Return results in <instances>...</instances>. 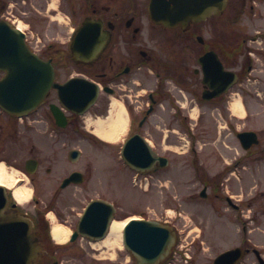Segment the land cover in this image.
<instances>
[{"label": "flooded vegetation", "instance_id": "flooded-vegetation-1", "mask_svg": "<svg viewBox=\"0 0 264 264\" xmlns=\"http://www.w3.org/2000/svg\"><path fill=\"white\" fill-rule=\"evenodd\" d=\"M49 1L31 0L32 7L37 4V7L34 8L35 17L31 22L32 24L35 22L33 28L35 27L39 31L44 26L46 20L44 18L50 16L42 12V7L45 10ZM149 1L57 0L58 5L53 9L54 14L60 12L59 8L69 14V23L74 27H79L84 21L91 20L101 28V35L108 33L109 41L105 47L101 48L95 59L87 63H75L74 66L80 70L77 73L78 76L86 77L99 84L100 93L95 109L99 116L109 117L113 101H117V105L123 107L122 115L127 117L130 126L127 136L131 132H137L143 128L154 107L158 105L162 93L164 96L167 95L164 93L167 71L174 70L176 83L185 91L184 99L186 101L190 99L191 103H195V105H197V100L206 102L203 97H207L209 93L219 92L225 88L223 82H213L208 79L207 81L212 82L214 86V89L209 90L208 85L204 84L203 67L199 64L201 56L211 50L215 51L212 44L215 41L212 38L200 41V34L204 31L198 24L190 25L186 30H182L180 28L168 29L162 25L151 23L147 13ZM246 1L242 0L244 5ZM60 2L61 5H59ZM13 8L23 14L25 1L0 0V18L9 14ZM47 11H49L48 8ZM205 30L209 35L211 27L206 26ZM43 31L45 43H42L40 39L37 42V44L42 43L39 55L43 60L51 62L57 77L59 70L65 69L69 63L68 58L70 57L71 60L73 58L71 55L68 57L65 50L56 48V46L64 43H69L70 46L72 36H66V40H61V37L64 36L62 31L54 29L56 37L46 39L48 34ZM218 43L220 48L216 54L221 62L223 72H226L232 69L227 64L226 38L223 43ZM233 64L238 66V61L235 60ZM151 78L154 79L155 87L150 89L147 96H144L142 103L139 99H134L135 92L139 93L140 90L135 84L137 86L149 84ZM66 79L57 82L62 83ZM163 90L164 92H162ZM226 99L227 92L213 100H217L222 105ZM53 101L55 103L57 101L55 89H51L45 102L39 106L34 119L18 120L6 117L4 122H0V162L4 160L6 165L23 175L17 179V183H28L31 186V198L27 206L18 204L13 198V189L6 187L9 203L6 205L5 211H12L15 215L26 214L33 222V231L41 230L44 237L49 239L52 223L49 218L50 214H53L57 221L64 223V227L69 228L71 235L76 232L79 218L91 201H106L115 208L113 217H110L106 206H100V216L90 222L94 218L92 216L86 222L88 223V227H86L89 230H86L85 233L90 236L98 234L105 226H107L105 232L109 233L111 225L117 221L120 215L118 203L122 201L114 198V192L110 188L116 173L110 167H92L83 156L81 147L83 144L89 143L97 152H102L104 151L102 149L108 146L81 125L83 121L80 122L82 118L80 116L66 112L63 121H56L50 112V105ZM202 104L208 105V103ZM149 109H152L150 113H148ZM59 124L64 125L59 126ZM103 129L110 131L108 125H105ZM72 149L80 151L76 163L71 162L69 157ZM166 169L167 167L158 169L154 173L157 175L158 172ZM126 170L132 172L128 167ZM129 172L126 176L128 182L132 177ZM74 173H79V175L73 176L71 179ZM166 173L167 171L162 174ZM163 175V182H160L162 190L159 197L155 199L159 207H166L168 202L167 179ZM123 176L125 175L123 174ZM66 180L71 182L64 185ZM77 180H82V183H74ZM205 181H202L203 188L207 189V181ZM212 192H214L213 189ZM216 195L219 194L215 193ZM43 235L41 234V237ZM77 239L81 240L82 238L79 235ZM241 247L244 250H249L248 254L254 255L256 264H259L258 252L255 248ZM62 249L64 248L60 246L48 247L44 253L48 257ZM76 249L80 252L78 255L84 254L83 246ZM52 264H59V262L54 261Z\"/></svg>", "mask_w": 264, "mask_h": 264}, {"label": "rangeland", "instance_id": "rangeland-1", "mask_svg": "<svg viewBox=\"0 0 264 264\" xmlns=\"http://www.w3.org/2000/svg\"><path fill=\"white\" fill-rule=\"evenodd\" d=\"M24 1L25 9L22 10L24 13L21 14L13 8L14 17H11V23L14 22L15 25H19L28 33V39L32 47L38 50L41 48L42 43H45L43 30L47 32L48 37L46 39H48L49 37H56L54 29H59L64 35L61 40H66L70 15L62 11V8L58 9L59 13H53V9L58 5L57 0L49 1L47 6L49 11H47V8L44 10L42 7V12L50 16L44 18L47 21L45 20L40 31L35 27L33 28L35 22L33 24L31 22L35 17L36 11L34 8L37 7V4L32 7L30 5L31 0ZM230 2L232 6H228L223 18H211L204 25L220 24V29L224 30L223 24L227 23L226 41L232 42L233 45L239 41L236 39L235 34L247 36V42H242V57H239L238 60L239 62L247 61L249 56L254 70L246 75V78H243L242 84L236 85L232 90L245 96L249 101L248 105L253 106L258 100L256 93L264 92V0H247L243 6L241 0H230ZM250 2L255 3L252 14H249L248 10ZM59 5H61V2ZM258 32H260L259 35ZM232 34L234 36H231ZM37 35L42 41V43L39 42L38 46L34 42ZM212 35L217 37L219 35L218 29L214 30ZM254 35L257 39L249 40ZM201 36L206 38L204 34H201ZM217 38L219 40L222 37ZM55 42L57 43V41ZM56 48L67 50L65 44H60ZM75 72H77V68L69 63L66 69L59 71L58 78L64 79L69 75H74ZM149 84L135 85L140 90L139 93L135 92L136 97L134 99H139L142 103L148 89L153 87L152 83ZM171 85L167 84V89H172ZM231 99L230 96L227 97L228 103ZM241 99L243 100V97ZM171 100L173 98L154 108L140 133L150 141L154 150L168 157L173 165L159 172L158 175L152 176L147 193L130 184H122L124 181L121 179L119 182L116 180L111 182L110 188L114 192L115 199L118 198V195L121 198V194L124 197V193H129V190L127 191L129 186L132 187L133 192H136V198L134 199L132 196L135 202L128 198L125 199L126 201L122 199L119 202L120 215L117 219L118 222H121L124 218L132 217L168 221L178 234V248L175 253L171 254L172 256L168 260L169 264H212L218 254L240 245L255 248L264 260V156L257 158L255 162L256 153L258 155L262 153L261 146L253 148L251 155H246L242 160L238 159V164L241 162V165L237 164L235 166L233 164L229 169L224 168L222 166L223 162L231 163L237 156L236 153H241L235 147V136L228 137V129L226 137L223 139V145L219 143V137L215 138V126L222 131V127L225 126L224 121L216 113L212 117L209 115L210 110H203L208 113H205V118L209 120L205 124L207 129H203L204 132L200 134L196 131L191 133L190 122L192 123V120L188 117V114L195 118L198 114L196 106L195 109L190 110L191 105L193 107L194 104L187 105L184 101L182 104H186L189 109H179L177 107L179 113H175L177 105L171 103ZM221 108V112H223L224 107ZM115 113L118 117L122 111L117 109ZM251 113L255 115L257 122L255 119L250 118L247 123L242 124ZM95 115H97L95 110L87 112L82 118L83 122L80 121L81 125L90 128L96 126V122L105 119L101 117L100 120H97ZM122 117L121 115V119ZM229 117H231L230 113ZM238 117L240 119H234L237 124L227 119V127L229 126L233 131H236V128L242 130L244 127L248 130H256L260 125L259 129L264 130V102L255 104L252 112L244 107L243 114ZM30 118H33V115ZM5 120L6 117L0 113V122L2 123ZM126 130L127 128L124 126L120 139H124ZM259 140L262 141L260 137ZM120 142L118 140L117 143L104 147L102 152H97L88 143L83 144L81 147L86 161L92 162L96 167L107 166L109 163L118 167L121 164L116 163V152L119 149ZM201 146H203L202 150L204 151L202 155L195 154L196 148ZM214 146L221 152L222 158L218 152L213 150ZM110 156L113 163L109 162L111 160ZM242 165L245 166L244 169ZM231 169L235 174H230ZM5 171L7 182L13 180L14 184L18 178L23 176L15 169L10 168L9 165H5ZM166 171L167 173L163 175L162 173ZM162 175L167 179L168 202L166 207H159L155 200L162 190L160 189V182H163ZM225 177H227V186L223 180ZM204 180L209 183L206 198L199 195ZM17 184H20V182ZM215 185L217 186L216 193L219 194L216 196L212 192ZM30 187L28 183L20 184V188H23L25 194L28 195L31 193ZM226 196L231 198L233 205L237 208L228 205ZM24 206H26V203H24ZM58 224L60 223L55 220L53 227ZM80 246L86 249V252L82 255H78L80 252L76 249ZM56 257L59 264H129L131 262L129 253L123 247L120 235L110 236L108 242H100L99 246L96 247L93 246V243L86 244L79 241L70 248L65 247V249L60 250L56 253ZM240 264H256V259L254 255L248 254L241 260Z\"/></svg>", "mask_w": 264, "mask_h": 264}, {"label": "water", "instance_id": "water-1", "mask_svg": "<svg viewBox=\"0 0 264 264\" xmlns=\"http://www.w3.org/2000/svg\"><path fill=\"white\" fill-rule=\"evenodd\" d=\"M226 1L151 0L149 15L152 21L167 27H185L190 22H199L222 12ZM24 39L25 35L19 29L0 20V71L5 72L0 80V107L16 116L25 115L45 98L53 86L58 89L60 102L72 112L82 114L88 110L97 99L98 86L81 78L70 79L63 85L53 83L51 64L33 54ZM99 42L96 25L85 23L75 34L72 45L74 57L77 60L94 57ZM207 56L216 58L212 52ZM218 71L213 75L218 77ZM226 75L228 87L236 76L231 72ZM52 111L56 119L62 118L58 108L52 107ZM238 139L244 149L258 143L256 134L252 132L240 133ZM123 158L128 165L139 170L150 167L155 161H161V166L166 162L164 158L157 157L139 135L127 140ZM8 203L6 192L0 186V264H39L43 253L39 234L34 233L33 224L27 216L5 211ZM94 215L98 217L99 213L94 211ZM86 219L87 214L82 218L80 227ZM173 242L172 229L153 221L132 220L123 230V244L138 264H156L168 254ZM243 254L241 248L229 250L219 255L214 264H235Z\"/></svg>", "mask_w": 264, "mask_h": 264}, {"label": "bare ground", "instance_id": "bare-ground-1", "mask_svg": "<svg viewBox=\"0 0 264 264\" xmlns=\"http://www.w3.org/2000/svg\"><path fill=\"white\" fill-rule=\"evenodd\" d=\"M230 108L232 112L236 115H242L243 114V107L241 105V102L237 98H233L230 101ZM121 120L118 117V119H109L108 121V127L110 131L104 130L103 127L106 125L105 123L98 121L96 122V126H94V133L99 136L101 139L107 141L108 143H117V141L120 139L121 131H123V128L121 126ZM123 124V123H122ZM5 166L3 164H0V184L5 185L11 189H13V195L15 200L18 202V204H24L27 202L29 195L25 194V190L23 188H12L14 186V181L10 180L7 182L6 173H5ZM127 220L121 221V222H113L111 225V228L109 230V234L105 238L104 242L109 241L110 236H119L121 237L122 228L125 225ZM69 235V230L62 226V225H56L53 227L52 230V237L53 239L58 243H64L67 236ZM100 242L94 243L93 246H99Z\"/></svg>", "mask_w": 264, "mask_h": 264}]
</instances>
